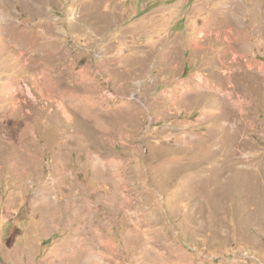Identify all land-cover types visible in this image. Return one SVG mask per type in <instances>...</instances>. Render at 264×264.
Returning a JSON list of instances; mask_svg holds the SVG:
<instances>
[{"label": "rangeland", "instance_id": "rangeland-1", "mask_svg": "<svg viewBox=\"0 0 264 264\" xmlns=\"http://www.w3.org/2000/svg\"><path fill=\"white\" fill-rule=\"evenodd\" d=\"M0 264H264V0H0Z\"/></svg>", "mask_w": 264, "mask_h": 264}]
</instances>
